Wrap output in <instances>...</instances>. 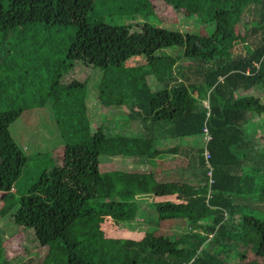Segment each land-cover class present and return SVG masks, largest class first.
<instances>
[{
	"label": "trees",
	"instance_id": "trees-1",
	"mask_svg": "<svg viewBox=\"0 0 264 264\" xmlns=\"http://www.w3.org/2000/svg\"><path fill=\"white\" fill-rule=\"evenodd\" d=\"M184 1L203 30L136 19L149 0H0V218L32 228L35 264H264V0ZM83 63L110 108L94 125ZM43 105L62 145L27 179L9 124ZM161 145L183 172L145 168ZM101 154L143 167L102 170ZM166 219L178 230H158ZM137 222V235L112 233ZM1 232L0 264H14Z\"/></svg>",
	"mask_w": 264,
	"mask_h": 264
},
{
	"label": "rangeland",
	"instance_id": "rangeland-1",
	"mask_svg": "<svg viewBox=\"0 0 264 264\" xmlns=\"http://www.w3.org/2000/svg\"><path fill=\"white\" fill-rule=\"evenodd\" d=\"M155 9L154 13L150 15L137 14L134 17L139 20H147L153 23H161L167 26H174L178 28L185 29H196L203 30L205 25L196 20L193 13L187 12L186 7H197V4L193 1L186 2L184 0H149ZM158 18V19H157ZM211 28V23H209ZM237 29L242 33V25L238 24ZM241 37V35L239 36ZM236 38L234 48L243 49V41ZM86 52L85 49H83ZM92 51L95 49L92 47ZM189 60L186 57L180 58L177 62L187 63ZM76 76L86 82V98L88 113L91 117L92 125L96 123L97 119L103 116L104 112L109 111L110 108H105L98 104L95 97L94 80L97 75V71L93 70L90 65L83 63L78 67ZM147 80L152 88L157 86L154 78L151 75L147 76ZM192 95L194 93L192 91ZM48 105L35 106L22 110V112L9 124V131L14 140L23 148V150L28 154L27 161L22 169L24 176L28 179L30 176L26 172H32L35 167L36 160H48V165L54 163L58 160V151H60V146L62 145L61 137L59 135L58 127L56 126L51 110ZM120 113V112H119ZM121 115V113H120ZM38 152L39 154H36ZM37 157V158H36ZM157 162L160 159H156ZM99 168L102 170L110 169L113 167H120L126 169L132 168H142V165L129 161L128 158L121 156H105L100 155L99 158ZM178 171L183 172L181 167H178ZM188 174H189V170ZM184 171V172H187ZM169 172V171H168ZM171 173V172H170ZM161 173L156 174V178L162 177ZM171 174H168V178ZM19 176L17 178L18 184L23 187L26 182V178ZM116 191L122 190V187H117ZM114 189L97 190L96 197L102 199L107 193L115 192ZM13 191V190H11ZM139 193L150 194L148 189L140 188ZM14 192V191H13ZM12 192H7L5 197H8ZM15 193V192H14ZM13 193V194H14ZM4 193L0 192V204L2 201V195ZM143 198V195L139 196ZM143 207H146V202L141 200ZM135 216H138L136 212ZM146 224V223H145ZM144 223H138L133 226L130 225L129 228L117 229L112 231L113 234H119L121 236L126 235H137L142 229ZM31 227H25L20 224H16L14 221L9 219L8 216L0 218V229H2L1 235L4 241V246L6 248L7 254L10 255L11 261L14 264H35L36 260H40L45 252V247L35 245L34 241L31 239L28 231ZM158 230L173 231L178 230V223L175 220L166 219L161 220L157 224ZM107 234V232H106Z\"/></svg>",
	"mask_w": 264,
	"mask_h": 264
},
{
	"label": "crops",
	"instance_id": "crops-1",
	"mask_svg": "<svg viewBox=\"0 0 264 264\" xmlns=\"http://www.w3.org/2000/svg\"><path fill=\"white\" fill-rule=\"evenodd\" d=\"M119 111L116 110L115 114H119ZM163 148H159V154L156 156H152L150 158V161L148 164H146V169H151L153 171V175L156 178V174L161 173L160 176L163 178H168V174H171L170 177L172 176V172H174L175 169H178L177 167L173 168L174 165V160L176 159L177 156H180L176 152V146L171 145L166 147L165 145H161ZM156 159H160L159 162L156 161ZM169 171V172H168ZM171 172V173H170ZM159 178V177H158Z\"/></svg>",
	"mask_w": 264,
	"mask_h": 264
},
{
	"label": "built area",
	"instance_id": "built-area-1",
	"mask_svg": "<svg viewBox=\"0 0 264 264\" xmlns=\"http://www.w3.org/2000/svg\"><path fill=\"white\" fill-rule=\"evenodd\" d=\"M202 131H203V133H202V137H203V139H204L203 141L206 142V141L209 139V137H210V135H209L208 132H207V128H206V126H203V127H202ZM203 152H204L205 157H207V152H206L205 148H204Z\"/></svg>",
	"mask_w": 264,
	"mask_h": 264
}]
</instances>
